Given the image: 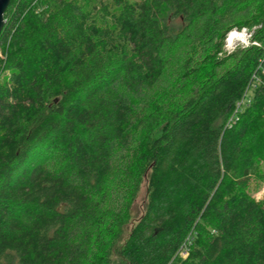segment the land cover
I'll return each instance as SVG.
<instances>
[{"label":"trees","instance_id":"16d2710c","mask_svg":"<svg viewBox=\"0 0 264 264\" xmlns=\"http://www.w3.org/2000/svg\"><path fill=\"white\" fill-rule=\"evenodd\" d=\"M3 18L0 264H264V0H10ZM234 28L253 30L227 53Z\"/></svg>","mask_w":264,"mask_h":264},{"label":"rangeland","instance_id":"374dc122","mask_svg":"<svg viewBox=\"0 0 264 264\" xmlns=\"http://www.w3.org/2000/svg\"><path fill=\"white\" fill-rule=\"evenodd\" d=\"M253 29L249 32L247 29L238 30L232 29L227 33L223 50L230 53L238 45L247 46L250 40V34ZM231 38V41L229 40ZM156 93V91H155ZM244 104H241V106ZM264 130V120H263ZM256 156V162L259 167L260 179L258 182H251V194L255 200H262L264 198V134L257 138L256 146L252 147V153L248 155ZM129 161L124 163H116L114 173L111 175L108 185L107 194L109 204L115 208L122 205L130 193L133 174L129 173L132 169ZM146 197V183L145 181L140 184L139 191L131 205V216L133 220H136L142 213V208Z\"/></svg>","mask_w":264,"mask_h":264},{"label":"water","instance_id":"95a60500","mask_svg":"<svg viewBox=\"0 0 264 264\" xmlns=\"http://www.w3.org/2000/svg\"><path fill=\"white\" fill-rule=\"evenodd\" d=\"M10 0H0V33L4 26V12L9 4Z\"/></svg>","mask_w":264,"mask_h":264},{"label":"built area","instance_id":"2783aa9c","mask_svg":"<svg viewBox=\"0 0 264 264\" xmlns=\"http://www.w3.org/2000/svg\"><path fill=\"white\" fill-rule=\"evenodd\" d=\"M179 253H180L181 257H186V255H187L185 250H181Z\"/></svg>","mask_w":264,"mask_h":264},{"label":"bare ground","instance_id":"6f19581e","mask_svg":"<svg viewBox=\"0 0 264 264\" xmlns=\"http://www.w3.org/2000/svg\"><path fill=\"white\" fill-rule=\"evenodd\" d=\"M229 40L231 41V38H229Z\"/></svg>","mask_w":264,"mask_h":264}]
</instances>
